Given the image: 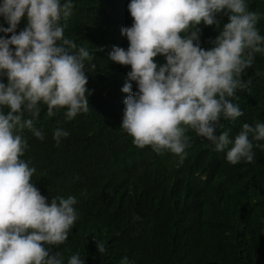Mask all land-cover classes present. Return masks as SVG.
Returning a JSON list of instances; mask_svg holds the SVG:
<instances>
[{
	"label": "clouds",
	"instance_id": "obj_1",
	"mask_svg": "<svg viewBox=\"0 0 264 264\" xmlns=\"http://www.w3.org/2000/svg\"><path fill=\"white\" fill-rule=\"evenodd\" d=\"M72 9V0H0L8 24L0 26V264H63V254L49 246L64 244L79 218L77 198L49 201L32 182L36 169L22 159L28 148L23 130L44 139L35 126L41 105L49 117L66 109L69 120L89 110L85 61L93 55L65 38L60 23ZM128 11L133 23L121 30L128 48L114 46L109 59L137 86L135 92L131 83L121 89L128 95L120 128L133 145L169 151L179 157V167L191 144L190 129L218 152L231 145L228 163H253V148L264 149L254 144L264 141V123H243L234 139L217 129L224 127L221 118L243 115L233 98L250 83L241 77L255 54L264 53L261 14L249 10L246 0H130ZM218 15L227 17L222 27ZM22 19L26 26L17 33ZM201 23L219 28L207 50L200 46ZM158 55L163 65L156 63ZM68 135L62 128L53 131L57 145ZM94 242L98 253L106 252L105 241ZM67 264L84 260L76 253ZM120 264L134 262L125 256Z\"/></svg>",
	"mask_w": 264,
	"mask_h": 264
},
{
	"label": "trees",
	"instance_id": "obj_2",
	"mask_svg": "<svg viewBox=\"0 0 264 264\" xmlns=\"http://www.w3.org/2000/svg\"><path fill=\"white\" fill-rule=\"evenodd\" d=\"M246 2L261 14L257 28L264 36V0ZM72 3V15L60 23L65 38L93 55L85 61L89 110L69 120L66 109L49 117L41 105L35 126L44 139L22 132L28 144L22 159L36 169L32 182L41 195L49 201L72 195L78 201L79 218L67 241L49 246L51 251L63 254V264L76 253L84 264H120L125 256L134 264H264V149L253 148V163L232 165L226 160L231 145L218 152L189 129L191 144L178 167L179 157L169 151L135 147L120 128L128 95L121 89L131 83L135 92L137 86L109 59L114 46L128 48L121 30L133 23L130 0ZM217 19L221 27L227 23V17ZM0 26L8 27L2 16ZM25 26L22 19L17 33ZM198 27L200 46L207 50L219 28ZM165 62L156 57L158 65ZM241 78L250 83L237 90L233 103L243 115L221 118L224 127L217 129V134L229 131L230 139L243 123H264V53L255 54ZM56 128L69 133L59 145L53 139ZM94 240L105 241V253H98Z\"/></svg>",
	"mask_w": 264,
	"mask_h": 264
}]
</instances>
